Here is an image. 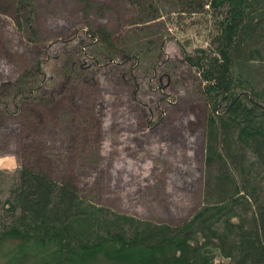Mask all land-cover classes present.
Listing matches in <instances>:
<instances>
[{
  "label": "rangeland",
  "instance_id": "1",
  "mask_svg": "<svg viewBox=\"0 0 264 264\" xmlns=\"http://www.w3.org/2000/svg\"><path fill=\"white\" fill-rule=\"evenodd\" d=\"M216 23L200 0H0V225L21 167L72 181L107 216L154 225L178 226L224 191L245 196L234 172L237 195L205 164L211 109L184 60L215 54ZM244 59L235 77L259 91L264 50ZM242 161L264 203V169ZM249 203L229 221L247 225ZM20 242L1 243L0 264L43 263L38 247L17 254Z\"/></svg>",
  "mask_w": 264,
  "mask_h": 264
},
{
  "label": "trees",
  "instance_id": "2",
  "mask_svg": "<svg viewBox=\"0 0 264 264\" xmlns=\"http://www.w3.org/2000/svg\"><path fill=\"white\" fill-rule=\"evenodd\" d=\"M200 6L215 14V54L198 50L184 60L204 83L211 109L205 164L221 165L215 186L228 181L237 195L234 172L245 196L226 198L224 191L217 206L200 209L178 226L154 225L107 216L80 199L72 181L56 182L21 167L9 189L12 219L0 225V245L21 240L20 255L38 247L45 252L41 264H90L95 255L108 264H264V203L256 202L241 163L249 153L264 169V87L254 91L248 78L236 79L244 58L264 50V0H200ZM243 199L249 206L252 201L250 222H230Z\"/></svg>",
  "mask_w": 264,
  "mask_h": 264
}]
</instances>
